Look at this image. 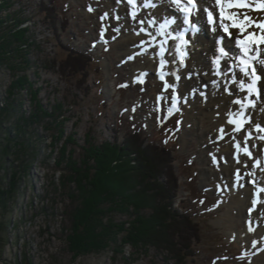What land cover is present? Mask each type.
<instances>
[{"label":"rangeland","instance_id":"obj_1","mask_svg":"<svg viewBox=\"0 0 264 264\" xmlns=\"http://www.w3.org/2000/svg\"><path fill=\"white\" fill-rule=\"evenodd\" d=\"M41 2L13 0V5L8 6L7 0H0V16L19 13L15 21L12 19L13 24L16 23L17 28H29L25 35L30 42L37 39L32 57L39 61V67L33 65L28 72L21 68L17 74H13L3 61L0 64V194L5 198L0 201V236L3 239L0 240V264H175L173 253L154 245L149 248L148 254L136 255L131 247H126L123 256L100 246L98 243L104 239L97 243L93 239H84L83 245L90 250L83 254L68 244V234H65L64 229L72 225L68 215L71 204L61 187L64 178L61 171L57 170L54 158H58V152H61V146L70 132L78 143L84 144L90 130L98 142H113L117 140L114 139V135L117 136L116 129L119 131L117 141L120 144L125 132L140 129L144 136L169 145L176 151L173 153L174 165L176 173L180 175V194L177 205L176 202L174 205L186 206L200 222L201 228V239L193 245L196 254L188 264H264V256L261 255L264 236L260 234L263 241L255 243V239L251 238L253 234H233L229 227V221L232 220L239 229L244 225L242 212L238 206H232L235 197L227 183L233 176L231 172L234 168L231 167L229 153L231 141H210L208 144L197 135L204 134L208 121H217L219 112L214 114L216 117L202 120L201 129H197L194 135H186L191 127L187 117L189 106L187 102H174L176 86L172 85L170 78L164 76L161 79L152 71L139 78L131 76L129 69L122 64L125 54L116 44H122L131 25L127 15L121 12L122 0H57V30L50 23H41V19H44L39 11ZM143 15L138 13L137 16ZM64 18L69 20L62 30L60 26H64ZM31 22H40L35 32L30 29ZM74 32L79 38L77 41L72 35ZM56 35H59L60 42ZM60 43H77L80 51H91L96 55L87 73L65 67L63 60L68 50ZM95 43L96 46H91ZM102 43L105 44L103 47ZM9 47L6 49L8 52H0L4 55V52H13ZM144 58L140 56L139 61ZM44 62H48L49 66ZM154 64L155 67L161 66V59H154ZM35 72L40 76L36 84L38 98L42 99L48 110L54 102L61 103V117L63 114L68 116L64 122L67 133L59 136V126L55 123L49 131L38 125L30 126L32 130L27 129L23 135L27 150L21 153L25 158L22 162L14 152L17 137L15 123L25 120L30 125L33 121L32 92L26 85L29 79H36ZM26 73V85H20L11 95L8 84L10 86L18 76ZM111 80L113 84H110ZM156 93L161 100H156ZM207 99H204V103ZM182 104L188 106L187 109ZM3 112L6 117L1 116ZM55 135L58 136V142L52 145ZM10 145L14 149H11L13 154L5 151ZM223 146L229 147L227 153L222 152ZM36 148L39 152L33 159L30 151ZM69 148H74L75 156H79L78 145ZM213 153L218 155L213 157ZM205 157L210 173L203 169ZM223 167L231 169L228 175ZM166 178L167 175H163L161 180L166 181ZM248 182L245 180L240 186ZM245 199L246 195L241 191L237 201ZM262 218L264 225V212ZM115 219L120 220V215L116 213ZM77 241L82 245V238Z\"/></svg>","mask_w":264,"mask_h":264},{"label":"trees","instance_id":"obj_2","mask_svg":"<svg viewBox=\"0 0 264 264\" xmlns=\"http://www.w3.org/2000/svg\"><path fill=\"white\" fill-rule=\"evenodd\" d=\"M7 2L8 6L13 5V0ZM39 11L44 16L43 20L57 30V0H42ZM18 14L13 12L6 17L0 16V51H5L9 46L13 51L8 53L11 56L6 53L7 50L4 52L6 55L0 52V64L3 61L13 74H17L21 68L28 72L33 65L39 67V61L32 57L37 40L30 39V42L25 35L29 28H17L16 23L13 24ZM62 22L65 26L67 18ZM56 38L58 40L59 35ZM23 45L26 46L22 47ZM61 45L68 50L63 60L65 67L70 66L75 71L87 73V68L94 62V55ZM44 64L49 66L48 62ZM26 76L27 73L20 75L14 83L10 86L8 84L11 95L12 91L26 83ZM35 76V80L28 77L29 84H25L32 92L30 96L33 121H29L30 125L25 120L15 123L17 137L16 141L14 139V152L22 162L25 158L21 153L27 150L23 135L30 126L38 125L49 131L55 123L59 126V136L67 133L64 122L68 120V116L63 114L61 117V103L54 102L50 110L46 108L42 99L38 98L36 89L39 73ZM10 100L15 102L12 97ZM17 108L20 110V105L17 104ZM1 116L6 117L4 112ZM87 133L84 144L78 143L72 132L68 133L61 152H58V158H54L57 170L61 171L64 178L61 187L71 204L68 215L72 225L64 229L65 234H68V244L72 245L70 247L83 254L90 250L83 245L84 239H93L96 243L104 239L98 243L100 246L124 256L126 247H131L136 255L148 254L149 248L154 245L173 253L175 264H188L190 258L196 254L193 245L196 240L201 239V228L200 222L186 206L174 205L180 194V175L175 171L174 150L169 145L144 136L140 129L127 131L122 144L117 140L98 142L92 130ZM118 133L116 129L117 137ZM57 137L53 136L52 145L58 142ZM146 140H149L148 144H145ZM71 145L80 147L79 156H75V147L69 148ZM11 149L14 150L10 145L6 148V153L13 154ZM38 152L37 148L30 151L31 157L36 159ZM163 175H167L166 181L161 180ZM2 198L5 199L1 195L0 201ZM116 213L120 215V220L115 219ZM79 238H82V245L76 242ZM0 240H3L1 236Z\"/></svg>","mask_w":264,"mask_h":264},{"label":"bare ground","instance_id":"obj_3","mask_svg":"<svg viewBox=\"0 0 264 264\" xmlns=\"http://www.w3.org/2000/svg\"><path fill=\"white\" fill-rule=\"evenodd\" d=\"M186 2L187 0H180L181 4ZM248 2L255 3L256 0H248ZM202 3L209 11L213 12L215 23L208 21L207 14H201L200 6ZM122 4L123 8L119 9L127 15L128 20L131 22L122 44H120L121 42L116 43L120 51L125 54L122 56V64L129 69L131 76L134 78H139L148 71H152L158 77L161 73H165L164 76L172 79V84L174 82L179 83L178 90H175L174 102L179 104L186 101L189 106L187 117L191 127L186 131V135H194L197 129H201L202 120L216 117L214 114L219 112L216 117L218 118L217 121L215 123L208 121L209 124L203 130L204 134L199 133L197 135L208 144L217 141L223 143L231 141V150L229 147L223 146L222 152L227 153L229 149L230 158H232L231 167L234 168L231 173L233 176L227 183L235 197L232 206L233 208L238 206L240 212H242L244 225H242V229H239L232 223V220L229 221V227L233 234H253L251 236L252 239H255L253 242H262L263 240L260 237L264 236L262 218L264 212V79H261L258 83L259 96L247 91V85L251 83V79L240 72V57L243 55L236 43V39H245L251 33H256L259 36L262 30L254 26H250L243 33L239 29H232L231 21L220 18L219 6L216 4V0H199L195 13L196 16L201 18V21H198L199 25L205 26L206 23L208 29L214 28L217 35L216 39L221 40L222 45L219 46L216 43L214 45L212 37L202 38L203 36H199L198 33L191 30L189 37L185 39L187 43L183 46V51L187 55L181 63L179 53L175 52L176 45L180 44L181 41L172 37L175 34L176 37L179 36V31L174 27V18H178L182 22L181 25L184 24L181 15H177L176 10L179 12V9L172 3V0H133L132 3H129V0H122ZM140 8L142 9L141 13L144 15L138 17L136 13ZM229 12L238 15L239 18L248 16L254 22L264 23V10L257 11L253 8H243L242 12L236 10ZM158 14L164 17L160 18ZM68 20L69 18H67ZM41 21H43L41 23L45 22L43 19ZM38 24L37 22H31L30 29L35 32ZM224 24L229 27V33L227 34L223 32ZM60 28L64 30L65 26H60ZM60 28L59 30H61ZM72 35L75 41L79 39L75 32ZM76 44L67 45L71 49L80 51L79 44ZM104 45L102 43V47ZM91 46H96V43ZM221 47L226 53L224 56H221L219 52ZM161 50H163V56ZM251 51L252 64L257 66V72H260L261 77H264V65L259 63V59L264 58V45L252 46ZM84 52L92 53L91 51ZM140 56H145V58L139 61ZM156 58L163 61V66L158 65L155 67L154 59ZM218 58L221 60L219 69L214 63ZM217 71H219V74H217ZM176 76L180 77L179 80L176 79ZM241 80L244 81L243 86H241ZM110 84H113L112 80ZM107 86L109 87V84ZM205 95H208V99L205 101L206 104L203 101ZM155 96H157L156 100H161L158 93ZM237 100L242 101V103H235ZM182 106L186 109L188 107L183 104ZM213 125H216V127H213ZM125 133L123 136H125ZM238 134L242 136H238ZM115 138L118 140L117 136L114 135ZM121 141L123 143L124 139ZM148 141L146 140L147 144ZM216 155L218 153H213V157ZM203 164V169L210 173L211 170L207 167L206 157L203 159ZM223 168L226 169V175H228L231 169H228V167ZM245 180L249 181L248 184L240 186ZM239 191L244 192V195H246L244 201H237L240 197ZM178 199L179 196L176 197V205ZM260 234L261 236H259ZM259 247L261 245L257 249ZM262 249L261 255L264 256V248Z\"/></svg>","mask_w":264,"mask_h":264},{"label":"snow or ice","instance_id":"obj_4","mask_svg":"<svg viewBox=\"0 0 264 264\" xmlns=\"http://www.w3.org/2000/svg\"><path fill=\"white\" fill-rule=\"evenodd\" d=\"M133 0H129V3H132ZM172 3L179 4L180 0H172ZM188 4L195 6V0H188ZM216 4L219 6V16L221 19L231 21V27L232 29H239L240 32H245L250 26H254L258 29H261V33L259 36H257L256 33H251L247 35L245 39H236L237 45L240 47V49L243 52V56H248L250 54V50L252 46L259 47L260 45H264V23H258L254 22L251 17L245 16L243 18H239L238 15H233L231 12H228L227 9H233V8H254L255 10H264V0H256L255 3H249L248 0H216ZM186 14L185 23H189V20L187 18V15L191 13L192 8L189 7H183L180 9ZM207 18L208 21L213 20V12L208 11L207 12ZM224 33H229V27L227 25L223 28ZM173 39H178L181 41L180 44L176 45L175 52L179 53V58L181 63H183L185 56L187 53L183 51L184 44L187 43L185 40V37L183 34L173 37ZM219 52L221 56L226 55L224 52L223 47L219 49ZM163 50H161V55L163 56ZM240 57V72L245 76L249 77L251 79V83L247 85V91L253 92L257 96H259V88L258 83L261 81V79H264V77H261V75L257 72V66L255 64L250 63L249 61L245 60L244 58ZM261 60H264V58L259 59V63ZM244 61H247V65H244ZM214 63L217 65V68L219 69V66L221 64V60L218 58L214 61ZM161 66H163V61ZM217 74H219V71H217ZM175 75V73H174ZM164 73L160 74V78L163 79ZM179 76H176V79L179 80ZM241 86H243L244 81H240ZM235 103L239 104L242 103V101H235Z\"/></svg>","mask_w":264,"mask_h":264},{"label":"clouds","instance_id":"obj_5","mask_svg":"<svg viewBox=\"0 0 264 264\" xmlns=\"http://www.w3.org/2000/svg\"><path fill=\"white\" fill-rule=\"evenodd\" d=\"M193 7H195V6H193ZM193 28H194V31H195V26H193ZM243 63H244L245 66L247 65V61H244ZM260 64L264 65V60H261ZM164 75H165V73H164Z\"/></svg>","mask_w":264,"mask_h":264}]
</instances>
